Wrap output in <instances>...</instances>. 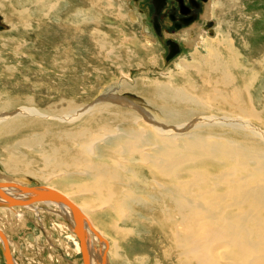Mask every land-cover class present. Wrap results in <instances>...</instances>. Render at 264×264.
I'll return each instance as SVG.
<instances>
[{
  "label": "rangeland",
  "instance_id": "obj_1",
  "mask_svg": "<svg viewBox=\"0 0 264 264\" xmlns=\"http://www.w3.org/2000/svg\"><path fill=\"white\" fill-rule=\"evenodd\" d=\"M194 13L192 25L179 31L168 17L161 20L160 38L153 28L151 0H0V108L13 109L0 117L27 111L52 117H36L35 122L28 117L19 122L26 126L0 136V183L26 178L29 184L33 180L32 186L55 189L82 206L107 242L109 264H264L263 248L243 252L218 231L221 215L229 220L242 216L250 225L258 224L255 236L264 235V212L257 216L258 209L249 216L252 201L246 194L264 181L258 171L264 167V150L261 160L247 153L255 145L264 147V0H208ZM208 21L214 32L204 29ZM167 40L179 45L171 59ZM160 86L179 89L197 108L162 101L168 99L156 97ZM102 106L115 108L99 111ZM91 108L93 113L72 122ZM163 110L177 118L196 115L174 126ZM106 112L108 121L93 122ZM202 112L206 115H198ZM117 116L122 120L116 122ZM230 121L250 127L246 132L225 127ZM115 131L119 137L109 140L113 144L99 141ZM162 131L182 135L176 141L180 144L198 141L206 151L191 156L180 146L176 153L185 156L182 167L165 175L156 152L148 164L136 154L139 149L149 153L151 147L144 146L141 134L154 143V133L165 136ZM91 138L100 155L95 159L84 150ZM250 144L251 149L240 151ZM52 150L58 153L49 161L45 153L53 157ZM91 158L101 172L82 167ZM111 170L113 178L107 177ZM164 182L169 186L163 194L169 218L153 199V213L132 202L136 188L159 193ZM176 186L203 203L201 235L191 234L187 222L175 221L177 229L175 222L163 227L180 202ZM129 196L128 205L124 201ZM105 201L109 203L101 209ZM6 210L14 214L6 216L0 208V230L18 264H83L70 215L60 205ZM93 241L98 258L103 245L94 236ZM0 264H6L1 251Z\"/></svg>",
  "mask_w": 264,
  "mask_h": 264
},
{
  "label": "bare ground",
  "instance_id": "obj_2",
  "mask_svg": "<svg viewBox=\"0 0 264 264\" xmlns=\"http://www.w3.org/2000/svg\"><path fill=\"white\" fill-rule=\"evenodd\" d=\"M3 31L4 30H2L0 32H3ZM211 32H214V31L211 30ZM222 65L223 64H220V66H222ZM227 68H228V66H227ZM113 93H115V92H113ZM156 94H155L156 97H159V98H161V97H167L168 100H162L164 102H167V103H177V105H178V103H187L188 102L189 104H192L194 107L197 108L196 101L190 99L189 97H187V95H184V93H182L179 89L177 90V88L175 89V88H172L170 86L169 87H162V86H160L158 88V91H157ZM109 100H111V99L109 98ZM1 107L2 108L4 107V109H1L0 108L1 109L0 110V114L9 112V110H13V109L5 110V109H7L6 106H1ZM112 108H115V107H113V106H104L103 109H101V108H98V109H101L99 111H105L104 109L111 110ZM161 109H162V107L160 106V110ZM139 110H141V109H139ZM93 111H94V108L93 109L91 108L90 110H88V109L83 110L82 113H80V114L77 113L79 115L77 117L74 116L75 118H72L71 120H72V122L78 121V120H80V117L84 116L86 113H88V115H90L91 113H93ZM169 111H171V110H169ZM75 112L76 111H73L72 114H76ZM111 112H112V110H111ZM119 112L120 111H117V113H119ZM163 113H164L165 118L172 120V121H166V122L169 123V124H173V125L174 124H180V123H182L184 120L187 119L186 117L189 116V115H191L192 117L196 115V113L191 112L189 115H187V116H185L183 118H181V117L180 118H177L176 115H173L172 114L173 112H166V110H163ZM49 114H51V113H49V112L44 113V112H41V111H27V112H24L23 114H19V115H16L15 114V117L14 116H11L12 114L7 115V116H1L0 117V126H1L0 127V136H3L5 134H7V133L9 134L12 131H17L18 129H21V127L26 126V124L19 125V122L20 121H23V119H27L28 117H30V118H33L32 120H33V122H35L36 121V119H35L36 117L38 119H41V120H44L46 118L49 119V117H48V116H50ZM108 114H110V113L109 112L108 113L106 112L105 114H101L102 116L96 117V119L93 122L104 121V120H107L108 121L109 119L105 116V115H108ZM199 114L200 115H206L205 112L198 113V115ZM145 115H147V114H145ZM178 115H179V113H178ZM145 119H146V117H145ZM214 119H216V118H214ZM59 120H62L64 122L65 121H68L67 119L66 120L59 119ZM121 120H122V118L120 116H117L116 122H119ZM137 120L139 122H142L141 125L146 126V124H145L146 122L144 123L143 120H141L139 118H137ZM148 121H150V120L147 119V122ZM243 121L245 122V120H243ZM201 122L202 121H199V122H196V123L199 124ZM206 125L207 126L205 127V125H201V124L200 125H197L196 124L195 125V128L196 127H198V128H201V127L211 128V127H214L213 125H217V124H206ZM150 126L152 127V125H150ZM246 126H249L250 127V124H246V123L245 124L244 123L243 124H239L237 122L230 121V123L227 124L225 127L231 128L233 130H236L237 129V130H244L245 131V129L246 130L249 129ZM252 127L253 126L251 125V128ZM147 129L149 131H153L149 127H147ZM158 131H161V130H158ZM138 132H140V131H138ZM141 132H142V130H141ZM159 133L160 134H163L165 136H159V135H156L154 133V136H155L154 141L156 140V142H154V143L152 141L151 142H147L148 141L146 139L147 135L141 134V136L144 137V139H143V142H145L144 146H151V147L148 148V152L149 153H145V154L144 153H141L142 152V149H139V150L136 151V154L139 157H141V161H144L146 164H148L149 163V160L152 161V159H153L151 157V154H153V153L156 152L157 155H160V158H159L158 161H156V164L159 167L162 168V172L165 175H167V172L169 174L173 175V173L171 172L173 168H177L178 166L180 168L182 167V165H183V163L185 161V156L180 155V153L179 154L176 153V152H179L180 150H182V148L180 146H183V148L186 146L185 148H187V149L190 150V153H191L190 155L191 156H193V154L196 153V152H205L206 151L205 147L200 142H198V141H192V143H190V144H180V142H176V141H179L180 138H182V135H174L173 133L168 132V131H166V132L162 131V132H159ZM77 136L78 135H76V137ZM118 137H119V134L117 133V131H115L112 134L106 136L105 138L100 139L99 141H105L106 139H108L105 142V143H107L110 139H114V138H118ZM196 138H198V137H196ZM83 139H85V138H83ZM134 139L135 140H138V137H135ZM94 140L95 139H92V138H91V140L88 139V141H90V142L89 143L85 142L84 150L85 151H89L91 153V155L94 156V159H95V158L99 157L100 155H96V147H95V145L93 143ZM184 142H186V141H184ZM109 144H113V141H109ZM136 145L137 144H135V145L130 144L129 147L132 148V149H135V148H137ZM252 147H253L252 144H250L248 147H243L240 151H244V150H246L248 148L251 149ZM262 150H264V147L262 148V146L260 144H258L257 146L255 145V148H253L252 150L248 151L247 153L249 155H252L255 159L261 160V158L263 157V155L261 154V151ZM53 151L54 150H52L53 157L51 155H48L47 153H45V158L46 159H49V161L51 159L55 158V154L58 153L56 151H54V152ZM210 157H215V156L212 154V155H210ZM94 164H95V162L91 158L82 167L84 169L88 170V171H96L97 170L98 172H101V168H97L96 169V165H94ZM0 169H1V167H0ZM8 170L11 171V172H14L12 167H9ZM258 171L260 173H264V167L263 166H259L258 167ZM111 174L109 173L107 175V177H112L113 178V177L116 176V175H114L113 171L111 172ZM153 174H155V173L153 172ZM177 176H179V174H175L174 175V177H177ZM32 183H33V180H32ZM32 183L31 184L27 183L26 178L17 179L15 182H13V184L20 185L22 187H28V188L37 187V186H32ZM185 183H186V181H185ZM6 184H8V183H6ZM164 184L165 185H163V186L161 184L158 185V186L161 187L159 193H157V191H153V190L150 189V191H152L154 194H150V192H146V191H143V190H139V187L136 188L137 191L132 194V202L136 206H138L139 208L141 207V208L145 209L146 211H150V212L153 213V211L151 210V207H152L151 200L153 199L155 202H158L157 208L159 209V211H163V213L164 212L167 213V216L169 218L168 211L166 210L167 208L165 209V205H164V200H165L164 198L165 197L163 198V194L167 193L166 191H167V189H169V186H168V183H166V182H164ZM179 184H183V181H180ZM135 185H137V184L135 183ZM141 185L142 184H140V186ZM217 186H218V184H215L213 186V188H216ZM39 187H42V186H39ZM44 188H46V187H44ZM46 189L54 190L57 193L61 194L62 196L66 197L84 215V213H83L84 212V208L82 206H80V205H77L74 201H72L71 199H69L66 195H64L63 193H61V192H59V191H57L55 189H52V188H46ZM142 189H145V188H142ZM4 190L6 191V193L8 195L12 196L15 199H23V198H26V196H27V195H23L17 189L6 188ZM176 192H177V195H178L177 197L180 199V202L179 203H178V201L176 202L177 208L174 210L175 211V214L172 213V212H170V214L174 218L171 219V220H168L166 222L163 221L162 222L163 227L165 225L166 226L168 225L167 222L168 223H170V222H173L174 223L175 221L176 222L178 221V222H180L182 224H184V223L187 222L188 225H189L188 227L190 228V233L191 234L201 235L203 233V230H204V228L202 227V223L203 224L205 223V218H202V210L205 209L203 203L198 198L195 199L194 196L190 195L181 186H176ZM246 194L248 196V199H250V201H252V206H251V208H250V210L248 212V215L249 216H252L253 212L257 211L258 209H261L262 210L261 212L256 213V215L259 216L262 212H264V181L261 184H259L256 187L255 190H253V191H251L249 193H246ZM160 197H162V200L161 201H159ZM130 198H131V196L127 197L126 200L124 201L128 205L130 204V201H129ZM1 203H4V201L0 198V204ZM43 203H45V204H53V203H50V202H43ZM106 203L108 205L109 202L108 201H105L104 203H102L103 206H101V209H103L105 207ZM34 204H36V203H34ZM34 204H31L29 206H11V205L9 207H2V206H0V208H3L5 211H7V212H5L6 216L9 215V214L12 216L14 214V212L12 210L9 212L6 209H14V208H19V207L28 208V207L33 206ZM58 205L61 206V208L66 212L67 215L68 214L70 215V221H69V223H70L71 229L73 230L74 220H73L72 212H71L70 208L68 206H64V205H61V204H58ZM130 209H131V205H130ZM185 210L187 211V214L186 215H183V213H184ZM221 216H223L222 222L219 224L221 230L219 229L218 231L219 232H222L223 235H225L226 237H229L233 242L239 243V245L242 246L241 249H242L243 252H246L247 251V247H252V250H255V251H257L260 248H263L264 249V235H257V236H255L253 234V228H257L258 227V224L252 223L250 225V222L244 221V218L242 216L233 217L231 220L227 219L224 215H221ZM84 217L86 218L85 215H84ZM178 219H180V220H178ZM71 220H72V224H71ZM86 220H88V219H86ZM87 222H88L87 223L88 224L87 226H89L88 227V230H87V239H88V243L87 244H88V252H89V256H90V261H91V264H99V261H102V256L105 255L106 258H107L108 245H107L106 240L102 237V235H100L98 233V231L96 230V228L89 221H87ZM176 222L174 223V225H175V228L177 229ZM246 227L247 228H250V229L248 230ZM163 230H165V229H163ZM185 231H186V229H184V233H185ZM187 232L188 231H186L185 235L188 237V235H187L188 233ZM3 235L5 236V238L7 240V243H8V246H9V250H10L9 241H8V239H7V237H6V235L4 233H3ZM91 235L96 238V241H98L100 244L103 245V247L101 246V250H100V253H99V257L98 258H96V256H95V250H93L95 248L93 246L94 241L92 242V236ZM203 235H205V234H203ZM256 238L259 241H255L253 243V245L250 244L248 246V243L250 241H253ZM184 241L186 242L187 240L184 239L183 242ZM0 245H4V242L2 241L1 238H0ZM195 245L196 244H193L192 248L195 247ZM181 248H183V247H181ZM184 248H185V246H184ZM80 249H81V247H80ZM195 250L193 251V249H191L190 250V253H195ZM1 252H2V250H1ZM10 254H11V250H10ZM243 254L248 255V253H243ZM11 256H12V254H11ZM81 256H82V251H81ZM93 257H94V259H93ZM249 257L255 258V257H258V255L254 256V257L253 256H249ZM13 259H14L15 264H18L14 257H13ZM199 263L202 264V262H200V261H199ZM106 264H109L108 258L106 259Z\"/></svg>",
  "mask_w": 264,
  "mask_h": 264
},
{
  "label": "water",
  "instance_id": "obj_3",
  "mask_svg": "<svg viewBox=\"0 0 264 264\" xmlns=\"http://www.w3.org/2000/svg\"><path fill=\"white\" fill-rule=\"evenodd\" d=\"M159 12V10L157 11ZM4 30V27L0 25V31ZM178 53V50H174L170 52V55L167 59H171L174 55ZM12 188L17 189L23 195H27L26 198L23 199H15L12 196L8 195L4 189ZM0 198L4 201L1 203L0 206L2 207H9L11 206H29L34 203H43V202H50L53 204H61L64 206H68L72 212V217L74 220V227L73 232L77 236L80 247L82 251V260L83 264H91L90 256L88 252V239H87V230L88 227V220L84 217V215L79 211V209L72 204L66 197L62 196L61 194L57 193L54 190L46 189L44 187H22L20 185H15L13 183H0ZM6 202V203H5ZM0 238L4 242V245H0V249L5 257L7 264H15L13 257L10 254L9 246L5 236L3 235L2 231L0 230ZM106 256H102V261H99V264H106Z\"/></svg>",
  "mask_w": 264,
  "mask_h": 264
},
{
  "label": "flooded vegetation",
  "instance_id": "obj_4",
  "mask_svg": "<svg viewBox=\"0 0 264 264\" xmlns=\"http://www.w3.org/2000/svg\"><path fill=\"white\" fill-rule=\"evenodd\" d=\"M154 7L153 28L155 33L163 38L161 20L168 19L172 22L176 31H179L183 27L190 26L196 19V13L194 10L199 9L202 3H206L208 0H151ZM174 3V5H172ZM159 10V12H157ZM168 17V18H167ZM210 27V28H209ZM209 28V29H208ZM205 30H213V22L208 21L204 26ZM214 31V30H213ZM152 41L158 42L156 38H152ZM170 52L172 48L178 50V44L173 40H167ZM1 251V250H0ZM13 256V255H12ZM14 257V256H13Z\"/></svg>",
  "mask_w": 264,
  "mask_h": 264
}]
</instances>
